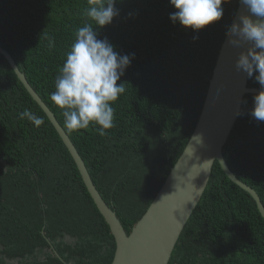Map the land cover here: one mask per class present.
I'll return each instance as SVG.
<instances>
[{"label":"trees","instance_id":"16d2710c","mask_svg":"<svg viewBox=\"0 0 264 264\" xmlns=\"http://www.w3.org/2000/svg\"><path fill=\"white\" fill-rule=\"evenodd\" d=\"M238 3L228 0L219 21L194 32L170 21L175 9L168 0H117L119 14L98 38L134 57L117 81L126 91L112 105L114 126L100 136L91 125L68 131L49 99L75 30L85 23L87 0H0V46L70 136L127 233L195 128ZM248 85L260 88L254 78ZM253 94H245L222 151L264 204V122L250 115ZM25 109L44 122L21 119ZM115 248L70 152L0 53V264H110ZM168 264H264V218L218 161Z\"/></svg>","mask_w":264,"mask_h":264},{"label":"water","instance_id":"95a60500","mask_svg":"<svg viewBox=\"0 0 264 264\" xmlns=\"http://www.w3.org/2000/svg\"><path fill=\"white\" fill-rule=\"evenodd\" d=\"M241 13L250 15L239 0L231 25L234 21L238 22ZM227 32L195 128L153 201L129 233L96 188L83 158L53 111L28 82L12 55L0 46V53L8 60L18 79L61 137L90 196L109 225L116 244L110 264H168L180 234L208 184L215 161H218L233 183L251 195L264 218V204L260 196L230 169L222 151L239 116L245 94L256 93L260 89L249 86L246 74L235 66L238 53L248 46L247 43L242 47L233 46L229 43ZM197 135L200 138L194 137ZM53 252L59 256L56 251Z\"/></svg>","mask_w":264,"mask_h":264},{"label":"clouds","instance_id":"9594fccd","mask_svg":"<svg viewBox=\"0 0 264 264\" xmlns=\"http://www.w3.org/2000/svg\"><path fill=\"white\" fill-rule=\"evenodd\" d=\"M168 2L175 9L169 14L170 21L198 32L222 18V5L228 0ZM116 3L117 0H87L85 23L75 30V39L55 77L54 91L49 94V99L61 110L68 131L88 130L91 125L104 136L114 126L112 105L126 91L125 84L117 81L134 57V53L119 54L107 38H98L99 28L110 24L119 14ZM240 3L250 15L241 13L227 35L229 43L235 47L248 45L238 53L235 66L259 83V91L253 94L250 115L264 122V0H240ZM195 39L198 36H193ZM20 118H26L36 127L44 122L27 109L20 113Z\"/></svg>","mask_w":264,"mask_h":264}]
</instances>
